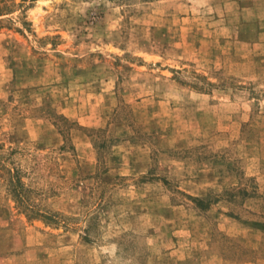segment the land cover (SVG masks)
<instances>
[{"label":"rangeland","instance_id":"obj_1","mask_svg":"<svg viewBox=\"0 0 264 264\" xmlns=\"http://www.w3.org/2000/svg\"><path fill=\"white\" fill-rule=\"evenodd\" d=\"M0 264H264V0H0Z\"/></svg>","mask_w":264,"mask_h":264}]
</instances>
